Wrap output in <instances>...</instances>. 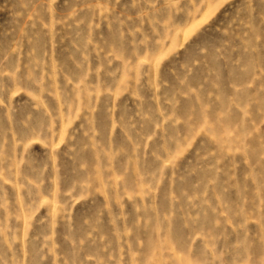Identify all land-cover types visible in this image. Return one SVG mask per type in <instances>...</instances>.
<instances>
[{"label":"rangeland","instance_id":"obj_1","mask_svg":"<svg viewBox=\"0 0 264 264\" xmlns=\"http://www.w3.org/2000/svg\"><path fill=\"white\" fill-rule=\"evenodd\" d=\"M0 264H264V0H0Z\"/></svg>","mask_w":264,"mask_h":264}]
</instances>
